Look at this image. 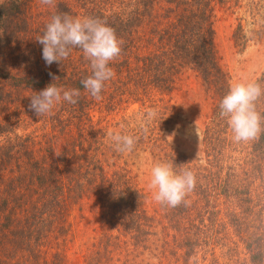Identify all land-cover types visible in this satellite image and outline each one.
Here are the masks:
<instances>
[{"label": "trees", "instance_id": "16d2710c", "mask_svg": "<svg viewBox=\"0 0 264 264\" xmlns=\"http://www.w3.org/2000/svg\"><path fill=\"white\" fill-rule=\"evenodd\" d=\"M55 2L0 0V264H66L77 225L91 211L100 230L93 229L80 249L81 264H133V255L166 247L178 256L173 264H189L184 257L197 253L201 263L193 264H206L208 248L221 240L225 264H264V132L235 142L219 115L230 83L216 58L214 23L219 12L239 9L241 0ZM56 13L99 18L124 41L101 99L81 84L92 70L79 48L50 66L42 58L36 38ZM187 72L216 102L213 126L203 133L198 160L152 138V150H159L153 158L176 172L191 170L196 186L179 206L150 211L130 170L119 163L124 153L108 136L129 134V126L108 117L131 96L169 94ZM54 82L79 89L78 102L62 101L39 118L29 110L30 97ZM257 83L264 89V79ZM256 110L264 116V96Z\"/></svg>", "mask_w": 264, "mask_h": 264}, {"label": "rangeland", "instance_id": "374dc122", "mask_svg": "<svg viewBox=\"0 0 264 264\" xmlns=\"http://www.w3.org/2000/svg\"><path fill=\"white\" fill-rule=\"evenodd\" d=\"M214 46L216 58L222 70L227 73L230 85L237 82L257 83L263 80L264 0H241L239 9L219 12L214 23ZM124 102L120 106L121 109H116L108 120L113 124L125 121L129 126V134L139 139L134 150L124 153L119 163L121 166L126 164L138 188L146 196V205L151 211L159 207L148 187L151 169L159 163L152 156L153 151L159 154L156 148L152 150V138L164 139V142L159 141L158 144L161 143L168 151L181 152L192 160L202 158L206 145L203 143V133L213 126L212 114L216 102L210 100L201 81L197 80L192 72L185 73L169 94L163 95L154 90L144 93L143 96H131ZM149 108L158 111L153 120L146 119ZM94 115L98 118L100 114L94 112ZM229 134H233L231 129ZM227 152L230 153L228 157L233 159L232 150L228 149ZM220 209L223 212V208ZM250 210L256 212L258 208L251 207ZM93 229L100 230L98 215L91 211L85 213L77 225L76 238L65 251L66 264H81L80 249L83 250V245L90 242L94 235ZM216 245L215 250L208 248L210 250L206 255V264H225L227 261L226 256H223L226 242L221 240ZM160 250L159 248L154 253L145 252L136 257L133 255L132 263L173 264L178 259L170 247H166L165 251L162 249L161 253ZM197 259L201 263V253L184 257V261L189 264H193Z\"/></svg>", "mask_w": 264, "mask_h": 264}, {"label": "clouds", "instance_id": "9594fccd", "mask_svg": "<svg viewBox=\"0 0 264 264\" xmlns=\"http://www.w3.org/2000/svg\"><path fill=\"white\" fill-rule=\"evenodd\" d=\"M42 5L56 7L55 0H40ZM43 46L42 58L47 65L61 63L68 58L73 48H79L84 58L90 62L92 74L81 81L83 88L96 100L101 99L105 82L115 73L109 66L121 55L124 41L118 39L113 28L99 18L72 17L67 13H56L45 26L43 34L36 38ZM53 81L59 77L49 73ZM30 97L29 110L37 117L48 115L53 108L63 102L76 104L79 89H63L56 83ZM264 96V89L255 82H237L229 87L228 93L219 103V115L226 118L235 142H247L258 138L264 132V116L256 110V102ZM158 111L149 108L146 119L153 120ZM108 136L120 153L134 150L137 137L121 132H109ZM182 167V166H181ZM148 184L154 201L169 207H177L185 201L186 195L196 186V177L191 170L176 172L172 164L160 162L151 169Z\"/></svg>", "mask_w": 264, "mask_h": 264}]
</instances>
